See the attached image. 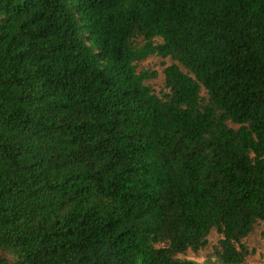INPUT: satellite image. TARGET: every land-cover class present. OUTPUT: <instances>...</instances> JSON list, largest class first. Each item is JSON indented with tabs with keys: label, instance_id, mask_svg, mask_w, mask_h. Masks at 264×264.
<instances>
[{
	"label": "trees",
	"instance_id": "16d2710c",
	"mask_svg": "<svg viewBox=\"0 0 264 264\" xmlns=\"http://www.w3.org/2000/svg\"><path fill=\"white\" fill-rule=\"evenodd\" d=\"M259 220L264 0H0V264H202L212 230L244 264Z\"/></svg>",
	"mask_w": 264,
	"mask_h": 264
},
{
	"label": "rangeland",
	"instance_id": "374dc122",
	"mask_svg": "<svg viewBox=\"0 0 264 264\" xmlns=\"http://www.w3.org/2000/svg\"><path fill=\"white\" fill-rule=\"evenodd\" d=\"M159 41H161L158 38ZM172 63L170 57H161L159 55H150L138 63L137 69H148L156 71V76L147 80L146 84L150 85L157 94H162L165 89L164 68ZM202 95L206 92L202 89ZM262 221L255 223L252 231L244 238V243L248 247L250 254L247 256L244 264H264V239L261 236ZM221 235L212 230L208 235V243L198 251L188 249L185 253L179 254L182 259H191L202 264H224L214 254V246L218 243Z\"/></svg>",
	"mask_w": 264,
	"mask_h": 264
}]
</instances>
